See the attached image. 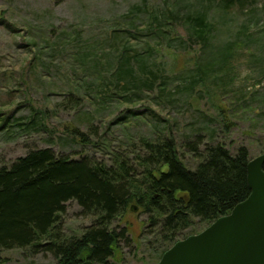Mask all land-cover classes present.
Segmentation results:
<instances>
[{"label": "rangeland", "instance_id": "rangeland-1", "mask_svg": "<svg viewBox=\"0 0 264 264\" xmlns=\"http://www.w3.org/2000/svg\"><path fill=\"white\" fill-rule=\"evenodd\" d=\"M205 7L216 30L203 50L198 39L188 37L190 30L183 18L168 23L164 35L147 30L152 14L177 9L183 15ZM236 39L239 44L228 62L233 80L218 91L221 96L214 95L209 86L192 85L196 58L205 61L207 48L213 51L219 43ZM150 47L151 53L147 51ZM259 54H264V0H245L242 6L233 2L225 8L222 0H0V117L9 115L0 127V164H8L35 146L78 156L84 148L65 137V123L83 132L91 124L104 129L114 148L124 144L126 132L153 136L157 124L167 126L176 137L181 159L190 168L196 159L181 143L196 134L208 143L222 142L232 152L243 143L250 158L255 157L264 152V74H258L264 58L254 60ZM121 55L130 56L137 67L144 63L157 71L156 81L152 88L142 86L140 94L127 101L123 96L128 88L118 78L116 87L123 93L103 101L97 83L115 79L110 65ZM72 92L82 99L76 107H69L73 106L68 101ZM32 106L46 110L39 116L48 130L26 129L16 123L26 120ZM127 109H134L140 118L131 119L123 130L114 120L130 114ZM227 121L231 123L224 128ZM85 150L107 157L94 147ZM65 206L66 234H77L90 224V217L80 213L75 201ZM116 223L126 226L128 240L104 264L158 262L163 248L155 242L146 214L138 207L127 209ZM207 225L196 219L184 235ZM55 262L50 253L0 249V264Z\"/></svg>", "mask_w": 264, "mask_h": 264}, {"label": "trees", "instance_id": "trees-1", "mask_svg": "<svg viewBox=\"0 0 264 264\" xmlns=\"http://www.w3.org/2000/svg\"><path fill=\"white\" fill-rule=\"evenodd\" d=\"M222 1L225 8L233 2L242 6L245 0ZM180 18L190 30L188 37L198 39L201 50L208 47L216 30L208 7L183 15L177 9L152 14L147 30L164 35L168 23L176 24ZM236 44H239L237 39L219 43L213 51L207 48L205 61L195 60L196 72L191 84L209 86L214 95L221 96L218 91L226 89L233 80L234 72L228 62ZM152 49L147 51L151 53ZM119 57L110 62L115 79L97 83L98 90L103 91V101L114 100L123 93L117 90L118 78L128 88L123 96L127 101L133 94H140L142 86L152 88L156 81L157 71L144 63L135 66L130 56ZM263 58L264 54H259L254 60ZM144 74L148 75L142 78ZM258 74H264V68ZM218 79L222 82L216 83ZM164 88L163 85L161 90ZM69 96L68 101L73 105L69 107H76L82 101L78 93ZM32 107L26 120L16 123L26 129L48 130L41 122L46 110ZM127 110L130 114L119 115L114 120L123 130L131 119L140 118L134 109ZM3 114L0 127L9 117ZM230 123L224 122V128ZM155 127L153 136L126 132L124 144L120 142L123 145L114 148L104 129L100 131L91 124L83 132L65 123V137L84 148L78 156L35 146L8 164L1 163L0 249L26 248L32 253H50L55 264H79L85 259L104 264L128 240L126 226H119L116 220L134 203L146 214L155 233L154 240L163 248L162 254L176 240L187 236L185 229L196 219L207 225L248 196L246 166L250 150L247 145L238 144L232 152L224 143H208L201 134H196L181 143L196 159L195 166L190 168L180 157L174 134L167 126ZM89 147L107 157L89 153L85 150ZM70 200L80 206L81 214L91 219L77 234H66L63 229L62 217Z\"/></svg>", "mask_w": 264, "mask_h": 264}, {"label": "water", "instance_id": "water-1", "mask_svg": "<svg viewBox=\"0 0 264 264\" xmlns=\"http://www.w3.org/2000/svg\"><path fill=\"white\" fill-rule=\"evenodd\" d=\"M264 152L246 166L248 196L197 233L176 240L156 264H264ZM132 211L137 205H130ZM79 264H94L85 259Z\"/></svg>", "mask_w": 264, "mask_h": 264}]
</instances>
